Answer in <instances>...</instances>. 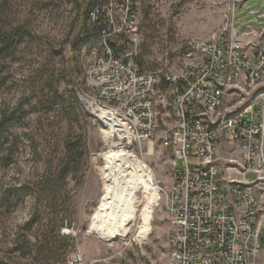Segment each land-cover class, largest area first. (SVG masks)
<instances>
[{
  "label": "built area",
  "instance_id": "1",
  "mask_svg": "<svg viewBox=\"0 0 264 264\" xmlns=\"http://www.w3.org/2000/svg\"><path fill=\"white\" fill-rule=\"evenodd\" d=\"M246 1L228 0L217 29L206 40L187 39L166 72L138 64L143 0L82 7L86 32L73 55L83 80L75 95L107 139L138 148L156 135L160 108L169 111L162 139L173 148V168L170 183L159 187L171 224L167 264H259L264 7L247 13L259 28L240 32L235 13Z\"/></svg>",
  "mask_w": 264,
  "mask_h": 264
},
{
  "label": "rangeland",
  "instance_id": "2",
  "mask_svg": "<svg viewBox=\"0 0 264 264\" xmlns=\"http://www.w3.org/2000/svg\"><path fill=\"white\" fill-rule=\"evenodd\" d=\"M87 1L0 0V37L12 30H21L22 36L15 48L0 58V117L24 113L0 149V199L10 186H37L35 194L21 201H0V260L32 264L11 248L24 235L33 242L51 231L61 252H66L65 262L60 264H167L171 224L160 202L152 209L150 233L145 238L138 236L139 213L145 203L140 194L135 220L126 235L106 240L92 230L103 186L117 173L119 151L133 153L143 161L159 187L170 183L174 152L162 139L170 122L167 108H160L156 135L133 149L114 146L113 139H107L109 134L103 133L79 104L75 84L83 80V73L69 44L82 24V7ZM263 1L247 0L237 9L240 32L259 28L247 13L262 9ZM227 5L228 0H143L139 19L142 69H173L187 39H208L222 23ZM159 88L162 90L161 85ZM55 90L63 100L49 107ZM68 136H79L86 154L76 171L67 175L53 201L40 192L39 183L57 170ZM104 154L111 155L110 165ZM175 167L181 168V162ZM52 209L56 213L52 214ZM33 213L39 216L38 221L26 232L23 225ZM57 229L63 238L56 237ZM259 241V264H264V227Z\"/></svg>",
  "mask_w": 264,
  "mask_h": 264
},
{
  "label": "trees",
  "instance_id": "3",
  "mask_svg": "<svg viewBox=\"0 0 264 264\" xmlns=\"http://www.w3.org/2000/svg\"><path fill=\"white\" fill-rule=\"evenodd\" d=\"M83 1V0H81ZM86 4V3H85ZM84 17L82 19V24L85 22V12H83ZM21 30H12L11 32L0 37V58L5 57L10 53L12 49L15 48L16 44L21 41L22 36L19 35ZM86 30L84 29L83 35H85ZM84 42V39L81 43ZM79 43V45L81 44ZM78 46L72 50L77 49ZM138 64L142 68L143 63L138 59ZM63 100L62 94H59L56 90L49 97V107L61 103ZM24 113L18 114L17 112L4 113L0 117V149L6 142L12 129L20 125ZM64 157L61 160L55 173L48 175L47 178H43L40 185V192L46 193L51 199L55 201V196L57 195L58 189L65 184V180L68 174L74 173L79 162L84 158L86 154V148L81 141L79 136H68L64 144ZM37 186L31 184H23L18 186H10L4 190V197L0 199H8L9 201L14 199L15 201L23 200L27 195L35 194ZM56 213V209L51 211V213ZM38 215L33 213L23 225V230L29 232L31 227L36 221H38ZM59 225H63V220L59 222ZM51 231L49 234L42 233L39 240H34L31 242L23 236L22 240L17 238L14 246L11 248V252L18 253L19 256L26 260H31L34 264H60L65 262L66 252H61L60 247L56 244V240L51 236ZM56 237L63 238L58 234V229L56 230ZM32 263V264H33ZM0 264H10L9 261L0 260Z\"/></svg>",
  "mask_w": 264,
  "mask_h": 264
},
{
  "label": "bare ground",
  "instance_id": "4",
  "mask_svg": "<svg viewBox=\"0 0 264 264\" xmlns=\"http://www.w3.org/2000/svg\"><path fill=\"white\" fill-rule=\"evenodd\" d=\"M113 145H120L119 140L114 138ZM103 159L111 164L110 154H104ZM116 159L117 173L103 186L92 230L106 240L126 235L135 220L140 194L145 203L139 213L138 236L145 238L150 233L152 209L159 204V186L154 185L151 170L135 154L119 151Z\"/></svg>",
  "mask_w": 264,
  "mask_h": 264
},
{
  "label": "water",
  "instance_id": "5",
  "mask_svg": "<svg viewBox=\"0 0 264 264\" xmlns=\"http://www.w3.org/2000/svg\"><path fill=\"white\" fill-rule=\"evenodd\" d=\"M82 34H83V24L80 25L78 33L76 34V36L73 38V40H71L70 44H69V48L73 49L76 46L79 45V43H81L82 41Z\"/></svg>",
  "mask_w": 264,
  "mask_h": 264
}]
</instances>
